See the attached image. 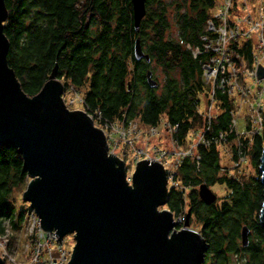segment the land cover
I'll list each match as a JSON object with an SVG mask.
<instances>
[{
	"label": "trees",
	"instance_id": "obj_1",
	"mask_svg": "<svg viewBox=\"0 0 264 264\" xmlns=\"http://www.w3.org/2000/svg\"><path fill=\"white\" fill-rule=\"evenodd\" d=\"M216 1L146 0V14L136 31L132 0H5L8 62L30 96L41 90L56 67L66 89H84L89 113L100 111L109 121L138 120L147 126L158 125L165 117L178 125L176 137L185 145L192 129L207 126L199 110L202 97L209 101L211 93L203 77L206 55L195 56L193 50L202 47ZM137 38L149 61L135 58ZM234 49L252 63V40ZM157 68L163 73L161 82ZM148 71L155 86L148 82ZM215 100L218 111L207 137L228 130L232 120L234 102L229 95L218 90ZM246 143L256 171L252 175L229 176L215 144H200L195 149L199 159L187 156L178 165L177 178L190 188L188 200L186 189L171 188L165 206L177 214L187 204L191 225L195 219V227L199 226L209 244L202 264H231L232 254L245 264H264V229L259 220L264 185L258 171L264 130ZM28 180L17 148L0 145V237L9 239L10 248L15 247L16 232L26 222V211H18L15 205V193L23 192ZM202 184H223L227 193L220 202L208 204L199 195ZM244 226L249 228L247 245L242 241ZM35 233L31 236L34 243Z\"/></svg>",
	"mask_w": 264,
	"mask_h": 264
},
{
	"label": "water",
	"instance_id": "obj_2",
	"mask_svg": "<svg viewBox=\"0 0 264 264\" xmlns=\"http://www.w3.org/2000/svg\"><path fill=\"white\" fill-rule=\"evenodd\" d=\"M135 30L146 14V0H132ZM8 17L0 0V145H13L23 157L29 180L22 198L45 231L57 241L73 234L66 264H202L207 239L190 225L177 228L167 204V170L159 160L141 159L131 173L125 160L109 151L105 131L83 109H70L56 67L41 90L27 94L9 65ZM134 56L150 60L136 39ZM264 78V66L257 71ZM150 86L157 82L148 71ZM264 185V147L258 168ZM199 195L210 204L216 193L207 185ZM264 229V201L259 213ZM244 226L242 241H249ZM0 264H5L0 257Z\"/></svg>",
	"mask_w": 264,
	"mask_h": 264
},
{
	"label": "built area",
	"instance_id": "obj_3",
	"mask_svg": "<svg viewBox=\"0 0 264 264\" xmlns=\"http://www.w3.org/2000/svg\"><path fill=\"white\" fill-rule=\"evenodd\" d=\"M213 17L209 18L206 26V33L202 36L203 44L202 47H195L193 50L194 55H206L202 62L203 77L206 83L211 86V93L209 96L210 103L208 104L209 111L204 113L200 107V112L207 118V126L201 130L192 129L188 135H194L192 146L189 149H182V144L176 137V131L178 125L172 124L169 120H165L164 124L172 132V144L174 145V151L171 152V156L174 162L170 164L165 158V152L161 153L149 151V149L139 148L135 149L134 143L131 139L126 140L128 144L132 145L134 148V163L136 164L141 159H151L159 160L163 163L167 170L168 175V186L169 189L185 188L181 181L177 178V168L181 160L187 156L193 159H199L200 156L195 155V149L200 144L211 145L219 144L224 140L226 143H230L234 137L231 139V134L235 135V130L237 126V115L236 112L232 111V120L228 130L220 131L215 137H207L206 131L211 127V121L213 118V113L210 111L215 100L216 91H221L224 94L230 96L232 92H239L240 95H247V88L239 79L243 81V78L248 75L257 84L256 88H259L257 95H259V101L262 106V97L264 96V79L257 78L256 67L258 65L264 66V0H217L214 7ZM235 10V12H234ZM242 11V12H241ZM253 36L258 38V43L260 49L254 54V59L249 66L245 67L243 70V77L241 76V71H239L238 63L246 62L244 56L235 51L234 47L237 45L239 48L243 44V41L252 40ZM239 39H242L241 42ZM235 42H238L237 44ZM256 67L254 68L253 66ZM254 75V76H253ZM254 77V78H253ZM245 80V78H244ZM80 103L84 106V110L96 121L100 122L106 129L112 127L116 129L119 127L115 122L109 121L104 118L100 111L88 112L85 104L84 97L79 96ZM259 102H257V107ZM200 106V105H199ZM136 120H130L127 124H123L124 137L128 138V131H130L131 124ZM260 126H256V129L248 128V136H243L238 146L240 150L239 160L241 157H246L248 155V143L246 140H251L255 134H258L262 129V119L259 116ZM137 122V121H136ZM137 123H140L139 121ZM158 125L150 126V130H156ZM258 129V130H257ZM137 128L135 129V131ZM237 131V130H236ZM193 132L195 134H193ZM107 139L109 143V150L117 146L115 143V138L109 133L107 134ZM195 136H197L195 138ZM196 140V142H195ZM112 146V147H111ZM131 147V146H130ZM123 159V158H122ZM124 160V159H123ZM238 160V161H239ZM126 162V161H125ZM238 175H234L236 177ZM130 179V177H129ZM171 184V185H170ZM187 210L188 206L185 203L183 210L177 214H174V220L176 222V227H185L187 221ZM34 213V212H33ZM34 229L37 231V239L39 245L42 246L33 259V264H66L71 256V250H65L63 248V243L57 241L58 237L55 234L56 230L45 231L41 228L40 220L34 213ZM64 239V238H63ZM64 242V241H63Z\"/></svg>",
	"mask_w": 264,
	"mask_h": 264
},
{
	"label": "rangeland",
	"instance_id": "obj_4",
	"mask_svg": "<svg viewBox=\"0 0 264 264\" xmlns=\"http://www.w3.org/2000/svg\"><path fill=\"white\" fill-rule=\"evenodd\" d=\"M239 1V0H237ZM214 13V10H212ZM235 12V10H234ZM242 12V11H241ZM241 42L242 39H239ZM244 42V41H243ZM253 42V49L254 54L258 52L260 49L258 38L253 36L252 38ZM249 66L247 62H239L238 68L239 71H241V76L243 77L244 68ZM258 65L256 67V71H258ZM263 66V65H262ZM156 68V67H155ZM245 73V72H244ZM156 74L158 76V81L161 82L163 78V73L159 68L156 69ZM257 74V73H256ZM254 76V75H253ZM257 76V75H256ZM245 78V80H244ZM243 78V81L239 79V82L243 83L245 87L247 88V95H240L239 92L235 91L230 94V98L234 102V111L237 115V126L235 130L234 139L230 143H226L224 140L217 146V148L220 151L221 155V165L224 171L228 173L229 176L238 175L239 176H247L249 174H255V168L252 166L250 162L249 155L246 157H241L239 160L240 150H238V146L240 145V141L243 139L241 137L248 136L246 132H248L247 125L248 122H250V128L256 129L258 126H260L259 116L261 117L263 123H262V129H259L262 132L264 130V96L262 97V106L261 102L259 101V95H257V91H259V88H256V83L254 80H252L248 75H246ZM254 78V77H253ZM258 78V77H257ZM260 79V78H259ZM264 79V78H261ZM79 96L84 97V89L78 90L77 88H74L73 86H70L69 89L65 88L64 93V100L67 106L70 109H83L84 106L80 103ZM210 99V98H209ZM257 102H259L257 107ZM210 100L204 99L202 97V100L200 102V109L204 113H208ZM210 111L215 114V112L218 111L217 103L214 102L212 105ZM166 118L163 117L161 120V123L157 127V129L150 130V126H147L145 124L137 123L138 120L134 121L131 124L130 131H128V138L126 139L124 137V134L122 133L123 124L116 120L114 121L119 127L116 126V129L110 127L105 130L104 126L98 122V120H94L95 124L102 128L105 131V134L114 136L115 143L117 146L112 147L109 151L111 153H114L115 155L119 156L120 158H123L126 161V165L129 169V177L131 176V173L133 172L136 164L134 163V148H132L131 144H128L126 140L131 139L134 143L135 149H149V151H152L150 153H153V151H158L161 153L165 152V159L172 164L174 162V159L171 156V152L174 151V145L172 144V136L171 131L168 129V127L164 124ZM257 126V127H256ZM137 130L135 131V129ZM198 130H201L202 128H197ZM258 130V129H257ZM193 134H195L193 132ZM197 136H195L196 138ZM252 138V137H250ZM194 139V135H190L186 137V144L182 145V149H189L192 146V142ZM108 140V139H107ZM196 142V140H195ZM131 146V147H130ZM239 160V161H238ZM171 185V184H170ZM218 196L216 201H221L222 197L225 196L227 193V188L223 184H216L212 187H210ZM186 188H184L185 190ZM190 188H187L185 190V198L187 199V192ZM22 191H17L15 193V205L17 207V210H24L26 211V222L24 224V227L16 232V240L14 244V248H10L9 246V239L4 237H0V257L4 260L5 264H33V259L35 258V254L40 251L39 249L42 247L39 245L38 239H36V243L33 242L31 236L34 235L36 229H34V213L30 209V204L28 202H25L22 198ZM161 208H167L166 206H162ZM193 224L190 225L193 229H196L199 231V226L195 227V219H193ZM12 233L11 231H8V234ZM35 233V234H36ZM38 241V243H37ZM64 241V242H63ZM63 243V248L65 250H71L73 249V246L75 244V239L73 234H68L64 237V239L60 242ZM231 264H245V261L239 257H237L235 254H232L231 256Z\"/></svg>",
	"mask_w": 264,
	"mask_h": 264
},
{
	"label": "bare ground",
	"instance_id": "obj_5",
	"mask_svg": "<svg viewBox=\"0 0 264 264\" xmlns=\"http://www.w3.org/2000/svg\"><path fill=\"white\" fill-rule=\"evenodd\" d=\"M72 253V252H71Z\"/></svg>",
	"mask_w": 264,
	"mask_h": 264
}]
</instances>
